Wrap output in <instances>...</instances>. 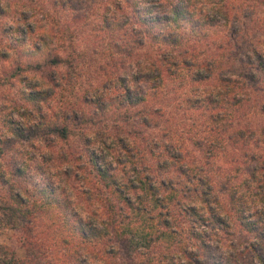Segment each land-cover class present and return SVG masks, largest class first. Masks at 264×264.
I'll list each match as a JSON object with an SVG mask.
<instances>
[{"label":"clouds","instance_id":"9594fccd","mask_svg":"<svg viewBox=\"0 0 264 264\" xmlns=\"http://www.w3.org/2000/svg\"><path fill=\"white\" fill-rule=\"evenodd\" d=\"M173 10L182 16L181 28L203 29L214 21L219 38L213 43L226 49L228 58L220 60L213 49L194 60L195 67L190 72L214 71L222 79L244 87V92L226 86L190 85V73L183 68L176 70L178 79L166 82L164 88L154 87L160 83L157 78L165 67L182 64L183 59L193 60L191 56L182 58L180 49L152 47L143 35L150 32L156 41L181 39L183 33L174 30ZM0 11L9 14L0 19V30L27 33L31 29L21 50L35 58L37 64L45 65L52 57L62 61L43 74L25 70L21 78L27 83L15 82L11 93L0 89V114H10L28 138L21 144L0 125V144L14 146L8 159L17 169L24 170L28 182L17 185L7 174L2 159L0 181H8L14 194L26 202L35 189L50 190L66 206L68 218L77 228L86 235L104 236L103 248L73 242L64 249L65 254L78 256L80 264H262L264 194L257 192L264 187V117L259 112L264 105L260 99L264 93V70L259 69L258 57L264 59V4L253 0H171L169 7V0H0ZM77 17H83L79 25L75 23ZM105 22L112 32L94 44ZM254 23L261 28L254 29ZM69 33L71 40L66 39ZM15 39L13 36L10 42L0 44V55L15 56L9 51L17 47ZM113 48L125 55L109 58L107 53ZM101 66L107 75L100 73ZM10 68L8 63L0 62V75ZM49 75L55 84L48 80ZM245 76L252 77L258 93L247 89ZM19 92L41 96L47 93L52 99L45 97L46 102L42 101L37 110L19 104ZM83 94L89 101H99L105 111L93 115L86 106L79 105ZM153 96L159 98L134 110L128 107L129 100ZM234 98L248 102L249 111L241 118L231 119L223 108L212 115L225 122L228 136L235 139L243 133L244 141L233 146L227 136L221 140L210 131L201 130L196 139L215 149V158L204 162L201 153L193 152L188 143L190 129L179 126L185 113L178 109L184 107L186 100L206 104L209 100L231 102ZM73 115L91 123L75 131L74 140L62 142L51 129L61 126L65 116ZM41 116L48 120L43 128ZM145 121L150 127H144ZM136 133L142 135L138 138ZM81 139L88 141L86 151L97 157V166L108 171L118 185L123 187L129 180H136L135 167L151 177L156 189L161 188L162 181L176 189L179 195L172 202L167 200L168 193L158 192L165 206L155 212L145 201L148 212L158 217L157 233H176L171 243L160 241L151 248L125 250L124 241L114 232L116 217L111 206L115 205L120 219L128 210L120 213L122 205L98 190L95 175L81 150ZM120 139L137 155L135 165L128 163V153L119 146ZM165 146L185 157L177 167L189 170V177L172 171L174 162L167 156L158 163L168 167V174L153 173L154 162L146 148L151 147L159 156ZM125 194L135 205L145 196L138 185L136 191ZM231 199L238 202L235 211ZM161 213L170 228L161 226ZM128 224L126 221L125 226ZM130 224L134 232L143 230L138 221ZM242 224L255 225V234L245 231ZM109 251L117 255L110 259Z\"/></svg>","mask_w":264,"mask_h":264},{"label":"trees","instance_id":"16d2710c","mask_svg":"<svg viewBox=\"0 0 264 264\" xmlns=\"http://www.w3.org/2000/svg\"><path fill=\"white\" fill-rule=\"evenodd\" d=\"M257 4H264V0H253ZM56 5H54L55 7ZM169 7H171V0H169ZM174 11V10H173ZM8 13L0 11V19L7 18ZM175 20L174 30L183 33L182 38L179 40H159L156 41L153 39L150 32H144L143 35L148 41L149 45L152 47H165V48H174L181 50V57L191 56L193 60L183 59V63H172L170 66L165 67L164 71L161 74V77L157 79L160 80V83L154 85L156 88H164L165 83L178 79L177 71L180 68L188 70L190 77L188 83L190 85H203L206 87H219L226 86L228 88L244 92L245 88L241 87L239 84H234L231 81L222 79L219 75L214 74V71H209L207 73H194L192 74L190 70L195 67L193 63L194 60H199L200 57L204 56L206 52H212L215 49L216 53H219V59L224 60L227 57L226 49L223 45H220L218 48L213 43L214 40L219 38V34L215 31V22L209 21L203 29H185L181 28L180 25L184 23L181 14H177L174 11ZM83 17H77L75 23L77 25L81 24ZM141 26H144V22L141 21ZM254 29H260L261 25L254 23ZM101 35L95 37L93 43L99 44L102 42V37L108 35L112 32V29L107 26L105 22V27L100 30ZM31 35V29L27 33L17 29L15 33H12L9 30H0V41L1 37L5 38V42H10L13 36H15V44L17 47L9 48L10 52H14L17 56H9L8 54L0 55L4 59L8 60L12 57L15 60H19L17 71H22L26 68L27 71L43 74L48 71L52 66H56L62 63L58 57L49 58L47 64L40 65L35 62V58L24 53L21 49L25 43V38ZM230 38L232 34L230 33ZM66 39L71 40V34L66 35ZM4 42V43H5ZM37 51H39L37 49ZM125 53L121 52L118 48L110 49L107 53L109 58L113 56H122ZM25 57V58H23ZM101 58H105L101 56ZM28 60L26 64L22 65L20 60ZM259 69L264 70V59H260ZM167 64V58L165 61ZM25 66V68L23 67ZM204 67H209V65H203ZM113 65H109V68H112ZM100 73L107 75L103 66L100 67ZM48 80L55 84V81L52 80V77L49 75ZM247 81V89L253 93H258L252 77L245 76L244 78ZM124 81H121L123 84ZM58 89L60 85H55ZM182 90V87L181 89ZM127 92V89H125ZM231 95V93H229ZM45 97H48L47 93L44 96L40 94L27 95V100L33 105L34 108H37L38 105L45 100ZM159 97H137L135 102L129 100L128 107L133 110L142 107L152 100L158 99ZM260 99L264 100V96L260 94ZM79 105L86 106L88 110L95 115L97 111L103 113L105 109L100 106L99 101H89L86 94H83ZM123 107V105H121ZM223 108L228 116L231 119H239L242 117V114L249 111L248 102L243 99L234 98L231 102H225L224 100L214 101L209 100L206 104H201L198 101L186 100L184 102V107L179 108L178 111L184 112L185 115L182 118L183 123L180 127H188L192 130L187 133L189 136L188 143L191 145L193 152L199 151L203 158L204 162H208L215 158V149L210 144H205L203 141L196 139L197 136L201 134V130L210 131L212 135L220 138L221 140L227 136V139L233 146H238L241 141H244V134L240 133L238 138H233L228 136V128L225 125V122L221 119L216 118L212 113ZM259 112L262 117H264V105L260 106ZM207 114V115H206ZM159 116V113H156ZM43 124L41 127H46L48 124L47 118L41 116ZM90 120H80L77 116L73 115L72 117H64V122L59 127H53L51 131L60 139L62 142H68L72 137H74V132L84 128L86 125L90 124ZM185 125V126H182ZM158 126V125H157ZM144 127H150L148 121L144 122ZM7 131L15 136L17 142L24 143L27 141V137L19 131V125L16 122H9L7 126ZM139 138L142 133H136ZM182 137L177 136V139ZM165 139H168L167 134H165ZM81 150L84 152V157L88 167L92 170L95 175V180L98 190L102 193H108L119 202L122 206L120 207V213L125 211V208L128 210V214L119 218V213L116 212L115 205L111 206V210L114 213L116 219H114V232L118 239L124 241L125 250L129 248H136L143 246L144 248H151L154 245L159 244L160 241L166 243H171L175 237L176 233L172 231H163L157 233L156 222L158 217L152 215L148 212V209L145 207V201L150 203L152 206V211L155 212L156 209H161L165 206L164 201H162L158 192L163 191L168 193L167 200L169 202L175 201L179 195L176 189L172 187L168 182L162 181L161 188L158 190L154 187L151 177L143 175L141 172L137 171L133 167V171L136 172V180H129L126 186H121L116 183L114 178L104 169H100L96 160L97 157L94 154H90L86 151L88 146V141L81 139L80 141ZM119 146L128 153V163L135 165L137 162V155L133 154L128 146L124 143L123 139L119 140ZM14 146L4 143L0 144V158L4 156L5 152L8 149H13ZM146 153L152 158L154 162L152 164V170L154 174H168V167L166 165H160L158 163L159 159L163 156H167L171 161L174 162L172 165V171L175 173L189 177V170H186L183 166L177 167L182 160L185 159L184 156L176 153L174 149H171L167 146L164 147V152L159 156L151 150V147L146 148ZM13 163V162H12ZM10 166V165H9ZM123 166V165H122ZM9 176L23 177L24 170L17 169L13 163L12 169H6ZM15 181V180H14ZM16 182V181H15ZM5 185V191L0 194V233L6 230H13L16 233V242L20 247H23L25 250L24 256L20 257L17 255L16 248L13 245L0 242V264H80L78 256L76 255H67L64 252V249L73 242H79L87 245L88 247L103 248L104 236L99 233H93L86 235L81 229L77 228L72 221L68 218L66 211V206L59 203L52 195L50 190H39L35 189L30 194L29 201L26 202L21 200L17 195L14 194L12 186H10L8 181H3ZM18 182H16L17 184ZM137 185L140 190H142L145 196L141 199L139 205L133 204V202L125 194L129 190L136 191ZM264 194V187H261L257 192V195ZM207 203V201H205ZM233 205V210L235 211L237 201L231 199ZM52 209L56 210L53 211ZM211 211V209H210ZM188 213L185 212V218H188ZM44 216H47L44 218ZM49 216V217H48ZM138 221L142 226V231H133L131 228V221ZM161 226L165 229L170 228V224L167 220L163 219V214L161 213L159 217ZM128 221L129 224L125 226V222ZM241 227L249 232L250 234H255V225L253 224H242ZM47 235L50 234L58 236V240L55 243L58 246V251L60 254L57 257H53V252L50 251L51 245L48 242L47 238H44L43 231ZM43 236V237H42ZM254 251V249H253ZM117 254L109 251L107 256L111 259ZM262 264H264V258H262Z\"/></svg>","mask_w":264,"mask_h":264},{"label":"rangeland","instance_id":"374dc122","mask_svg":"<svg viewBox=\"0 0 264 264\" xmlns=\"http://www.w3.org/2000/svg\"><path fill=\"white\" fill-rule=\"evenodd\" d=\"M1 40L6 41V37L5 38L1 37ZM4 42L0 41V44H4ZM15 56H17V55H15ZM23 58H25V57H23ZM16 61L17 60H15V58H13V57L11 59H8V60L4 59L3 57H0V62H5V63H8L9 65H11L10 70L4 71L3 74L0 75V89H6V90H8L9 93H11L12 90H14L16 88L15 82L18 81L21 84L27 83V81H25L21 78L22 73L26 70V68H25V66H23L25 68L24 70H22L20 72L17 71L18 63H16ZM27 61L28 60H24V59L20 60L22 65L23 64L25 65ZM261 94L264 96V93H261ZM26 98H27V95L25 93H23V92L18 93L17 99H18L19 104H21L25 107H28V106L33 107V105H31L30 102ZM14 109H15V106H14ZM26 114L30 115V113H26ZM11 121H13V120L11 119L10 114L7 116L0 114V125H2L3 128H5L6 130H7V126L9 124V122H11ZM182 126H185V125H182ZM187 128H189V125ZM191 130H192V128H190V131ZM74 139H75V137H72L70 140H74ZM21 144H23V143H21ZM12 150L13 149H8L5 152L4 156L0 158L4 161V168H6V169H9V168L12 169V166H13L12 161L8 159V153ZM10 177L12 178L13 181L15 180L16 182H18L17 185H25L28 182L25 174H23V177H17L16 175L10 176ZM0 187H2L4 189L3 191H0V194H1L2 192L5 191V188H6L3 181H0ZM52 210L56 212V210H54V209H52ZM45 217H47V216H44V218ZM44 230H47V229H41V232L43 231L42 233H43L44 238H47L48 242L51 243V245H48V246H51L50 251L53 252L52 255L55 258L60 254V252L58 251V246L55 245V243L58 240V236L53 235V234H50V236H49V235H47V233ZM0 242L5 243V244L9 243V244L13 245V247L16 248L17 255L20 257L24 256L25 250L23 247H20L18 245V243L16 242V233L13 230L9 229L6 231H2L0 233Z\"/></svg>","mask_w":264,"mask_h":264}]
</instances>
